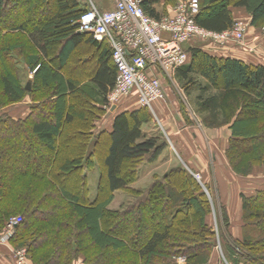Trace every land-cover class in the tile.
<instances>
[{
	"label": "trees",
	"instance_id": "obj_1",
	"mask_svg": "<svg viewBox=\"0 0 264 264\" xmlns=\"http://www.w3.org/2000/svg\"><path fill=\"white\" fill-rule=\"evenodd\" d=\"M179 1L141 0V6L160 19ZM98 3L106 10L105 0ZM87 9L86 0H0V234L11 218L21 217L8 244L25 249L31 264H176L179 257L211 264L219 235L228 264H264V186L241 193L242 235L234 237L224 205L217 232L194 168L173 167L154 175L144 190L130 187L141 165L157 162L169 147L162 135L143 132L154 120L149 108L116 114L112 129L95 137L117 68L103 41L99 50L90 49L98 66L89 80L69 74L71 56L86 37L76 32ZM237 9L249 16L250 27L264 28V0H201L195 20L222 33L238 21ZM186 51L189 60L176 71L180 87L188 94L198 90L202 124L228 129V164L237 176L251 178L264 167V65L212 55L198 45ZM25 101L30 112L13 117L9 108ZM96 168L98 190L91 200L88 174ZM117 191L133 202L110 209Z\"/></svg>",
	"mask_w": 264,
	"mask_h": 264
},
{
	"label": "built area",
	"instance_id": "obj_2",
	"mask_svg": "<svg viewBox=\"0 0 264 264\" xmlns=\"http://www.w3.org/2000/svg\"><path fill=\"white\" fill-rule=\"evenodd\" d=\"M112 2V10H102L88 0V9L77 21L79 32L93 35L98 42L106 41L112 49L117 68L115 84L107 95L112 107L132 96L147 108H152L155 101H165L163 81H173L177 69L188 62L185 45L189 41L246 47L248 25L242 21L222 33L208 31L196 23L201 0H180L168 16L160 19L148 16L141 0ZM21 222V217L11 218L0 240L8 242ZM15 259L17 264H27L26 250L15 252ZM184 261L180 259V264Z\"/></svg>",
	"mask_w": 264,
	"mask_h": 264
},
{
	"label": "crops",
	"instance_id": "obj_3",
	"mask_svg": "<svg viewBox=\"0 0 264 264\" xmlns=\"http://www.w3.org/2000/svg\"><path fill=\"white\" fill-rule=\"evenodd\" d=\"M105 4L106 7H104V9L106 10H112L114 8L112 0H105ZM235 13L238 17V21L241 20L240 19L241 17H244L245 20L249 21V16L246 14V12L243 9H237ZM76 34L78 36L85 35L86 37L84 38V41L81 42L79 46L74 50L70 59L71 63L73 62V59L76 56V52L77 51L79 52L80 49H83L84 51L88 52L91 51L90 50L91 48L93 49L95 48L94 50H99L102 46L101 42L98 41H96L97 47L91 45V43L88 41L89 39L88 34L79 32V30L76 32ZM193 42L197 43L196 40H193ZM192 46L195 45L190 44L189 41L185 45V49H188ZM203 49L208 51L212 55L224 56V57H228L231 55V57L239 58L249 63L264 65V60H260L258 62H251V60L246 58L249 57L246 56L247 52L243 53V52H239V50L231 49L225 52L217 51V53L216 52L213 53L212 51L206 48ZM86 56L88 57L89 55L86 54ZM87 57H85L84 55L80 56L79 62L85 63L86 60H88ZM90 57H91V63H93L95 67L91 73H94L97 70V66H98L97 65L98 58L95 55V51L91 53ZM112 61H113V57H112ZM112 64L114 65L113 62ZM91 73L86 75V80L90 79L89 76L91 75ZM28 76L29 78L32 79L33 73L28 74ZM198 80L200 82H203L204 84L206 83V80L201 77H198ZM173 82H175L176 84H173V86H169V84H167L164 79L163 84L166 90V97H165L166 100L155 101L152 104V109H153L152 112L156 117L155 120L156 122L147 123L142 128L143 132L150 137L151 134L153 132H156L157 130L156 128H154L155 125L159 126L158 129L160 128L162 130L165 139H167L169 143V147L161 155V156L166 155L167 157L166 158L162 157L158 159V161L155 163L159 165L154 170H159L160 167L166 166L165 169H162L164 170L163 174L165 175L169 169L180 165H183L190 170L194 168L196 173L201 174L203 178H205L204 181H206L207 184L214 183L216 186L217 185L220 186V189L218 188V191L213 187V192H215L217 196H218V192L223 195L222 201L226 205V208L230 213V219L232 223L233 221H239L240 218H242V205H241L242 203H241L239 191L242 190V186H243L240 180L243 178L237 176L231 170L228 161L226 159L225 151L228 145L230 132L228 131V129L217 130V129H209L204 127V125L201 122L200 116L196 113L198 90L193 89L191 90V92H189V94L186 93L180 87V83H178L176 79V73L174 75ZM178 97H185L186 100L190 101L188 103L189 106L185 110V113L181 111L180 108L181 106ZM129 99L133 101L132 99L134 98L129 97L122 101ZM134 100L137 103V100L136 99ZM30 104H31L30 101H25L23 103L16 104L9 109L12 112L13 117H17V118L26 117L27 114L30 112ZM120 112L123 113V111ZM116 114L114 112H112L111 114H105L98 120V122L96 123L95 137L102 130L110 131L112 129L114 117ZM175 156H178L180 161L177 160ZM155 173L158 174V172ZM226 175L232 178L234 183L229 185V183H227L223 178ZM148 177L149 179L153 180L152 171L148 174ZM238 181L240 182V184H237ZM90 199L92 200L91 196ZM112 204L110 205V209H112ZM234 235L236 237H239L238 234L236 235L234 233ZM12 252H13V248L10 245L6 244L4 241L0 240V264H15L13 260V254H11Z\"/></svg>",
	"mask_w": 264,
	"mask_h": 264
},
{
	"label": "rangeland",
	"instance_id": "obj_4",
	"mask_svg": "<svg viewBox=\"0 0 264 264\" xmlns=\"http://www.w3.org/2000/svg\"><path fill=\"white\" fill-rule=\"evenodd\" d=\"M92 1L94 4L99 5L98 0H92ZM86 2L88 4V0H86ZM240 19L241 20H239V21H242L248 25L247 32H246V38L244 39L246 47L240 46L237 43H230L228 45H218V44L212 43L210 41H197V43L190 41V44L201 46L203 48H206V49L212 51L213 53L214 52L217 53V51H224L225 52V51H228L231 49L239 50V52H243V53L247 52L246 56H249V57H246L245 55L244 56L246 58H248L249 60H251V62H258L260 60H264V28H261V29L252 28V27H250V22L248 20H245L244 17H241ZM86 54L89 55V53L84 51L83 49H80L79 52L77 51L76 56L73 59V62L70 64V66L68 68V70L70 72L69 74H71L76 79L81 80L82 82H86V75L90 74L95 68L93 63H91V61H89L90 60L89 56L87 57ZM82 55L87 57L89 60H87L85 63L79 62V57ZM165 82L167 84H169V86H173V84H176L175 82H173V81L171 82L168 79H166ZM178 98H179V102H180V106H181L180 108H181V110H183V113H185V110L189 106L188 103L190 101L186 100L185 97H178ZM132 100L134 101V103H133V101H131V99H129V100L122 101L113 107L108 102L106 113L111 114L112 112H114L116 114V113H119L120 111H124V110L130 111V109L133 110L134 108L139 107L138 104L135 102V100L134 99H132ZM77 110H81L80 111L81 116L84 115V113H85V111H83L84 108H82L80 106V107H78ZM149 110H150V112L153 111L152 108H149ZM152 114H153L154 120L151 123H154V122H156L155 121L156 117H155L153 112H152ZM158 127L159 126L155 125L154 128H156L157 130H156V132H153L151 134V136L162 135L163 138L165 139L162 130L160 128L158 129ZM74 136L75 135H72V137H74ZM13 140L16 141L15 139H13ZM103 147H105V146H103ZM162 157L166 158L167 156L166 155L160 156V158H162ZM175 158L177 160H179L178 156H175ZM158 165H157V163H144V164H142L139 171H138V178H137L136 182H134L130 187L132 189H136V190H144L153 182L154 175H157L159 177L163 176L164 170H162V169H165L166 166L160 167L159 170H154L155 168L158 167ZM151 171L153 173V180L149 179V177H148V174ZM155 172H158V174ZM193 177H195V179H197L200 182V184L203 186V188L206 192V186L201 182V178H203V176L199 173H194ZM223 178L227 183H229V185L234 183L232 178L228 177L227 175ZM98 179H99V171L96 168L94 171L90 172L89 176H88L90 196H91L92 200L97 195ZM204 179L205 178H203V180ZM240 182L242 183L243 186H242V190L239 191V195H241V193H245L248 195L252 194L255 191V187L256 188H258V187L263 188V186H264V167L257 168L255 171V174L253 176H251V178L241 179ZM240 182L238 181L237 184H240ZM208 185H209L210 189L211 188L212 189L211 190L209 189L210 191L208 190V194H207V192H206V194L211 200V203H212L211 206H212V211H213V216H214V225L216 227L217 232H219L220 231V228H219L220 225L218 226L217 217L219 218V215L221 214L220 206H222V205L226 206V205L222 201L223 195L218 192V196H217L216 193L213 192V187L215 189H217V191H218V188L220 189V186L219 185L216 186L214 183L213 184L210 183ZM224 187H225V185H224ZM66 188H67V185H66ZM114 196H115V198H114L115 200H113V204H112L113 210H121L124 207H126L127 205L131 204L134 200L128 193H125L123 191H117ZM229 216H230V213H229ZM233 223L231 221V227H230L231 235H233L235 237V235H234V233H235L236 235L238 234L239 236H241L242 235V226H243L242 218H240L239 221H233ZM151 224L152 223H150V226H153ZM6 227H5V229H6ZM5 229L3 230V232L0 235L4 234ZM221 229H222L221 233L228 237L229 235H228L227 231H225L222 227H221ZM228 240H229V237H228ZM216 241H217L216 246H214L215 247V254H214L213 260H211L212 261L211 264H228V262L225 258L224 252L222 250L223 246L221 245V242H223V241L220 238V235L217 236ZM5 243L8 244V242H5ZM19 250H21V249H19ZM17 251L18 250H13V252L11 253V254H13L14 259H15V252H17ZM180 259H185V261H187L186 257H179V259L177 260L178 264H180ZM177 261H176V264H177ZM185 261L181 264H187ZM27 264H31L30 260H28V256H27Z\"/></svg>",
	"mask_w": 264,
	"mask_h": 264
},
{
	"label": "water",
	"instance_id": "obj_5",
	"mask_svg": "<svg viewBox=\"0 0 264 264\" xmlns=\"http://www.w3.org/2000/svg\"><path fill=\"white\" fill-rule=\"evenodd\" d=\"M30 88H31V81H29L28 83H27V86H26V89L27 90H30ZM195 176V175H194ZM196 177V176H195ZM206 192H207V194H208V190L206 189Z\"/></svg>",
	"mask_w": 264,
	"mask_h": 264
}]
</instances>
